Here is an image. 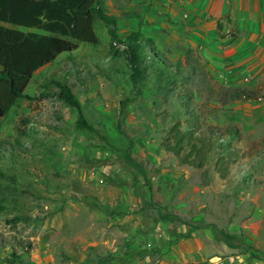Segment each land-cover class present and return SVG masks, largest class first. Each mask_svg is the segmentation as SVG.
<instances>
[{"label":"rangeland","instance_id":"374dc122","mask_svg":"<svg viewBox=\"0 0 264 264\" xmlns=\"http://www.w3.org/2000/svg\"><path fill=\"white\" fill-rule=\"evenodd\" d=\"M95 31L97 45L80 43L38 69L25 97L0 119V264H264V76L240 83L204 66L192 74L188 104L197 123L217 129L238 151L222 177L214 167L218 150L194 168L163 146L177 108L184 121L180 87L154 105L149 79L144 95L120 111L131 97L128 69L109 54L101 21ZM51 79L71 85L100 135L75 128L76 111L48 86ZM234 87L250 97L234 98ZM129 138L151 191L125 164ZM164 211L187 224L160 220ZM15 215L32 220L11 222ZM212 225L240 246L228 247ZM12 252L20 259L8 263Z\"/></svg>","mask_w":264,"mask_h":264},{"label":"trees","instance_id":"16d2710c","mask_svg":"<svg viewBox=\"0 0 264 264\" xmlns=\"http://www.w3.org/2000/svg\"><path fill=\"white\" fill-rule=\"evenodd\" d=\"M96 21H101L106 27L109 54L113 58H122L128 69L131 97L120 101V111L126 114L125 105L144 95L149 79L152 80L154 105L159 101H167L169 94L180 87L176 97L185 114L184 121L180 119V109L177 108L172 114L175 121L163 137V146L181 164L194 168L204 167L210 153L218 150L214 167L220 176L226 177L229 174L228 166L236 158L238 151L217 129L207 126L202 130L197 123L195 111L188 104L192 97V89L188 85L196 67H199L197 62L190 56L168 59L156 46L154 39L139 30L130 31L121 38L117 17L103 6L101 0H0V119L18 99L25 97V88L38 69L53 62L60 53L72 52L80 43H99L100 39L95 31ZM7 25L37 28L42 32L24 31ZM51 84L58 88L55 92L57 97L76 111L75 128L81 132L100 135L99 130L86 119L80 99L71 85L66 80L55 79H51L48 86ZM233 94L234 98L242 95L250 97L246 89L239 87H234ZM116 127L120 129V124L117 123ZM230 131H233V135L238 133L236 127H232ZM134 144L135 141L129 138L122 156L134 177L141 176L144 186L151 191L147 169L131 154ZM3 208L0 205V210ZM159 219L179 225L187 224L178 215L167 211L161 212ZM31 220L28 215H15L10 219L14 223ZM201 226L199 222L191 224L184 236H189L192 230ZM212 228L218 239L228 247L240 246L241 243L234 234L219 229L216 225H212ZM249 256L256 257L251 251ZM14 259H20V256L12 252L5 261L10 263Z\"/></svg>","mask_w":264,"mask_h":264},{"label":"crops","instance_id":"0c3cea01","mask_svg":"<svg viewBox=\"0 0 264 264\" xmlns=\"http://www.w3.org/2000/svg\"><path fill=\"white\" fill-rule=\"evenodd\" d=\"M124 38L139 30L168 59L191 57L242 83L264 76V0H102ZM245 82V81H244Z\"/></svg>","mask_w":264,"mask_h":264}]
</instances>
